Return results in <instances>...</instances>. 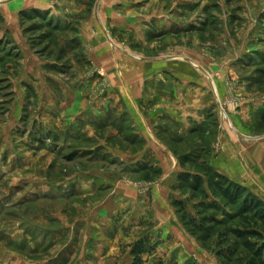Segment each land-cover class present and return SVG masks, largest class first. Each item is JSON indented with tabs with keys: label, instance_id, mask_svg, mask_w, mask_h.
<instances>
[{
	"label": "crops",
	"instance_id": "crops-1",
	"mask_svg": "<svg viewBox=\"0 0 264 264\" xmlns=\"http://www.w3.org/2000/svg\"><path fill=\"white\" fill-rule=\"evenodd\" d=\"M115 2L0 0V74L4 65L9 70L0 81L4 78L16 95L12 115L21 120L25 114L35 116L36 109L34 123L43 125L47 144L74 149L76 160L87 157L91 164L124 167L123 175L85 176L106 181L97 187L111 191L112 207L121 206L100 208L107 215H119L111 217L114 229L121 230L123 248L133 245L120 264H134L137 246L145 251L141 264H222L199 236L188 232L179 210L185 202L181 185L224 178L245 185L264 204V144H234L211 123L216 109L211 108L209 82L202 77L175 76L170 65L155 72L149 71V64H115L105 29L107 18H114L108 10ZM46 38L56 40L64 63L38 54ZM99 66L108 71L106 94L99 93L101 78L91 70ZM176 67L183 74V67ZM207 132L216 142L200 144L198 154L180 153L189 139ZM116 140L123 149L107 144ZM98 154L104 155L102 161H97ZM203 155L209 156L203 171L185 166ZM141 174H148L141 183L150 185L149 194L143 193L140 182L132 181ZM109 233L106 242L93 238L98 244L92 250L93 264H113L121 257L113 249L119 237Z\"/></svg>",
	"mask_w": 264,
	"mask_h": 264
},
{
	"label": "rangeland",
	"instance_id": "rangeland-1",
	"mask_svg": "<svg viewBox=\"0 0 264 264\" xmlns=\"http://www.w3.org/2000/svg\"><path fill=\"white\" fill-rule=\"evenodd\" d=\"M108 11L114 18L108 17L104 23L109 46L115 51V64H149V71L155 72L165 71L170 65L175 68V76L202 77L209 82L206 87L211 108L216 109L211 123H217L221 133L234 144L244 147L264 144V0H116ZM37 51L41 57L64 63L56 40L46 38ZM160 64L166 66L161 68ZM176 66L183 67V74ZM92 68L93 74L101 78L99 93L106 94L110 87L105 78L108 71L100 66ZM3 71H9L6 65ZM3 76L0 74V78ZM3 79L0 81V264H93L92 250L98 247L97 239L93 238L103 237L106 242L109 232L119 237L120 244L113 249L121 257H116L113 264H120L133 245L123 248L121 230L114 229L116 221L111 218L117 214L100 212V208L114 203L108 202L110 190L97 187L102 183L104 187L107 182L98 183L85 176L123 175L124 167L91 164L87 157L76 160L74 149L59 150L47 144L43 125L34 123L38 110L35 109V116L25 114L21 120L12 115L16 95ZM210 135L207 132L192 137L180 153L198 154L200 144L210 146L216 142ZM226 136L224 140L228 142ZM107 144L123 149L119 140ZM262 153L260 150V159ZM100 154L98 162L104 156ZM208 158L200 156L196 163L185 166L203 171ZM146 175L136 176L132 181L141 183ZM184 183L186 187L181 185L180 196L185 202L179 209L183 222L195 218L194 213L198 223L201 222L200 206L212 205L202 214L221 223L205 224L211 230L209 239L203 243L205 249L230 254L236 264L237 257L245 252L233 230L250 228L264 234V225L250 217L233 216L239 208L248 207L243 197L239 205L232 207L213 189L211 181L203 182L196 192L190 190V183ZM143 184H140L143 193H151L150 185ZM240 186L244 197L260 200L245 185ZM205 189L209 192L206 195ZM115 205L107 209L116 210L120 206ZM234 248L235 255L231 254Z\"/></svg>",
	"mask_w": 264,
	"mask_h": 264
},
{
	"label": "trees",
	"instance_id": "trees-1",
	"mask_svg": "<svg viewBox=\"0 0 264 264\" xmlns=\"http://www.w3.org/2000/svg\"><path fill=\"white\" fill-rule=\"evenodd\" d=\"M211 181L213 185V189L216 192L220 193V197L226 202L229 206H236L239 205V201L244 199V204L248 205L245 209L239 208L238 212L233 216L250 217L253 220H258V222L264 225V204L256 199L251 198L249 196L244 197L242 194L243 188L240 185L234 184L224 178L216 179L212 178L207 182ZM204 181L196 180L190 183V190L196 192L199 191V187L203 184ZM226 184V185H224ZM208 191L205 189L203 193L206 195ZM209 193V192H208ZM243 204V205H244ZM212 206V205H211ZM211 206H209L211 208ZM181 208V204L179 205ZM202 209L201 211V222L198 223L196 218H191L190 221H186V226L190 227V233L194 236H199V239L202 243H205L208 239V232L209 230L205 224L213 223V224H220L221 222L218 221L213 216H207L205 210L209 209L208 206L204 207V205L200 206ZM216 208V207H212ZM221 206L218 207L220 210ZM182 211V210H181ZM200 215V214H199ZM185 221V220H184ZM247 221V220H246ZM250 223V221H249ZM233 234L236 239L241 243L242 249L244 250V254L237 257L235 260L236 264H264V234L255 230V229H244L233 230ZM235 249V248H234ZM145 251L140 248V246L136 247L134 251L135 262L134 264H141L140 256ZM220 259H222L223 264H233L234 259L230 256V254H224L223 252L217 253ZM231 254H237V249L231 251Z\"/></svg>",
	"mask_w": 264,
	"mask_h": 264
}]
</instances>
